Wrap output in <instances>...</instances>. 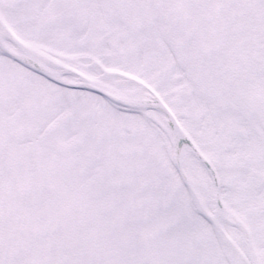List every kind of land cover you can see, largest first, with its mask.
<instances>
[{"label":"snow or ice","instance_id":"obj_1","mask_svg":"<svg viewBox=\"0 0 264 264\" xmlns=\"http://www.w3.org/2000/svg\"><path fill=\"white\" fill-rule=\"evenodd\" d=\"M0 264H264V0H0Z\"/></svg>","mask_w":264,"mask_h":264}]
</instances>
